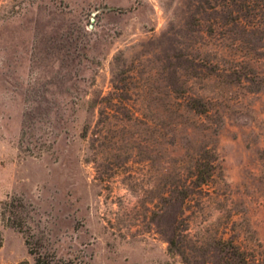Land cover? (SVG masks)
<instances>
[{
  "label": "rangeland",
  "instance_id": "1",
  "mask_svg": "<svg viewBox=\"0 0 264 264\" xmlns=\"http://www.w3.org/2000/svg\"><path fill=\"white\" fill-rule=\"evenodd\" d=\"M236 1L0 0V209L43 251L264 264V0ZM0 264H36L1 219Z\"/></svg>",
  "mask_w": 264,
  "mask_h": 264
},
{
  "label": "trees",
  "instance_id": "2",
  "mask_svg": "<svg viewBox=\"0 0 264 264\" xmlns=\"http://www.w3.org/2000/svg\"><path fill=\"white\" fill-rule=\"evenodd\" d=\"M255 0H247L246 6L254 5ZM222 7L225 9L237 8L241 10L242 6L237 4L236 0H224ZM196 111H200L197 104L192 106ZM197 177L200 183H205L206 176L197 170ZM34 210L30 204H25L22 199H11L5 202L0 209V219L8 226L13 227L20 232L24 238L29 254H31L36 264H77L72 260L56 259L54 255L48 254L42 250V240L33 230L31 226L32 216L30 213Z\"/></svg>",
  "mask_w": 264,
  "mask_h": 264
}]
</instances>
